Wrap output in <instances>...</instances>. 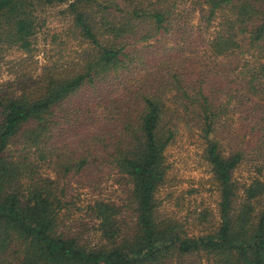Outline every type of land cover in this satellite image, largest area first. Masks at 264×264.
<instances>
[{"label":"trees","instance_id":"1","mask_svg":"<svg viewBox=\"0 0 264 264\" xmlns=\"http://www.w3.org/2000/svg\"><path fill=\"white\" fill-rule=\"evenodd\" d=\"M63 2L0 0V73L20 52L0 83V264H264V181L240 195L234 177L264 167V0H71L75 54L33 69L38 8ZM181 124L220 191L198 234L157 200ZM111 178L126 196L94 198L93 243L61 210Z\"/></svg>","mask_w":264,"mask_h":264},{"label":"rangeland","instance_id":"2","mask_svg":"<svg viewBox=\"0 0 264 264\" xmlns=\"http://www.w3.org/2000/svg\"><path fill=\"white\" fill-rule=\"evenodd\" d=\"M70 1L38 8V33L35 43L37 51L31 66L33 69L58 59L63 62L75 54L79 42L69 38L72 17L65 13ZM19 55L20 52L16 50L8 55V59H13L14 62L2 66L0 83L11 76L9 66L18 64L15 60ZM231 115L233 118L229 122L235 125L236 116ZM206 145L204 133L200 128L181 124L175 140L166 150L169 168L157 193L161 213L185 224L190 232L195 234L209 231L219 222L220 191L211 165L205 158ZM234 177L241 185L240 195L256 178L264 181L261 160L246 159L237 167ZM112 179L103 184L101 194L93 193L87 188L71 192L67 205L61 210V219L68 227L75 228L77 222L85 221L92 226L89 236L93 243L99 241L93 229L95 220L90 217V205L94 198L121 201L126 196L123 186ZM204 212L208 213L209 220L202 222Z\"/></svg>","mask_w":264,"mask_h":264}]
</instances>
